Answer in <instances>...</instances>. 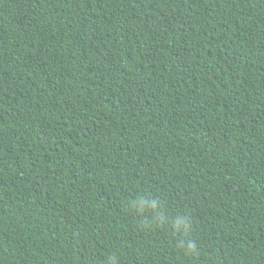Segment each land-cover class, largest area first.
<instances>
[{
    "label": "trees",
    "instance_id": "1",
    "mask_svg": "<svg viewBox=\"0 0 264 264\" xmlns=\"http://www.w3.org/2000/svg\"><path fill=\"white\" fill-rule=\"evenodd\" d=\"M0 264H264V0H0Z\"/></svg>",
    "mask_w": 264,
    "mask_h": 264
},
{
    "label": "clouds",
    "instance_id": "2",
    "mask_svg": "<svg viewBox=\"0 0 264 264\" xmlns=\"http://www.w3.org/2000/svg\"><path fill=\"white\" fill-rule=\"evenodd\" d=\"M153 207H154V205H153Z\"/></svg>",
    "mask_w": 264,
    "mask_h": 264
}]
</instances>
